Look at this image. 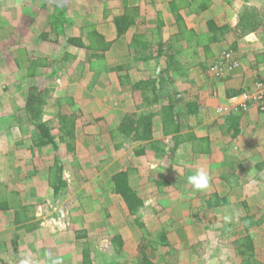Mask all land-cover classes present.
<instances>
[{"label":"crops","instance_id":"1","mask_svg":"<svg viewBox=\"0 0 264 264\" xmlns=\"http://www.w3.org/2000/svg\"><path fill=\"white\" fill-rule=\"evenodd\" d=\"M235 29L237 28L235 27ZM114 30H110L111 34L109 32V36L106 35L105 31L104 34L99 31L105 41L110 44L109 47L102 50L90 48V43H87L81 37L84 43L83 46L74 41H68L69 47L64 55L68 54L69 62L76 61L79 57L78 47H85V49L88 47L90 49L86 59L81 62L82 64L79 67L74 66L76 62L69 64L70 66L66 63L59 64L58 58L50 61L49 58L53 57H41L42 63L41 65L39 63L40 66H38L33 60H16L8 54H5V56L0 55V264H147L146 261L144 262V258L151 262L149 264H244L246 257L244 252L246 254V251L241 244L243 237L246 236H250L253 256L264 264V169L257 167L258 163L264 161V146H257L256 153L258 157H252L255 159L251 166V173L259 181H255L252 177L253 180L250 182L258 187L262 186L263 189L260 192L263 195L260 198L252 197V202L248 197L247 201H241L246 209L243 218L242 214L239 216L230 214L223 218L224 221H222V217L216 218V215L222 212L219 209L220 206L210 208L209 200H206L202 190H195L188 182L189 176L203 169L201 162L209 160L215 155L216 158L213 160V163H215L221 155L225 154L224 147L221 149L220 147H214L215 139L222 142L228 140V133L225 132L222 124H220L222 130L219 129V135L221 136H219V139H217V135L214 137L216 133L206 131L199 134L194 131L198 138L205 137L208 141L206 151L199 150L195 147L193 141L185 139L170 154L173 158L167 159L168 156L164 154L166 160L163 165H161L162 156L152 150L146 141L128 139L132 142V146L129 149L122 148V146L120 148L119 143L111 139V134L117 131V127L123 118L129 114L136 116L150 110L157 113L154 117L153 139L162 140L168 144L172 143V135H166L164 131L163 117L165 113L162 110L160 111L161 107L169 105L171 98L160 97L159 102L150 103V100L154 98V94L150 89L146 88L144 93L141 89H135V83L156 77L160 68L151 71L152 68L148 67V63L150 66V62L154 60L149 62L136 60L128 43L123 45L118 41L119 47L115 45L116 48L114 49L116 40L123 37H119L117 30L115 33ZM257 32H250L247 35L255 34V36H258ZM73 37L78 36L74 35ZM262 44L259 45L260 48L264 47V41ZM126 45L127 47H125ZM40 46L41 44H39ZM124 50H127V55ZM108 52H111L113 57L117 52L115 57L117 60L113 61L106 57V54H109ZM128 59H130L129 62H127ZM125 62L133 68L128 69ZM70 67L73 72L69 70ZM113 67L117 68L113 69ZM65 68L67 72L63 77H66L69 83L63 85L67 86V89L63 91L64 93H60L57 84L61 80V70ZM233 69L234 71L239 70V73H233L232 78H230L234 82H238L235 76L245 77L253 71L248 69L247 66L243 67L241 63ZM77 71L81 72L77 73ZM83 74H86V76L83 77ZM80 76L85 80V89L79 88L78 83L76 85L73 80V77ZM41 78L45 80L43 87H41L43 84ZM18 80L27 81L25 84L26 90L23 87L20 88V85L17 86L19 84ZM28 81L32 82L33 85ZM55 81H57V84L54 83L55 88L50 91V82ZM97 85L103 88L102 91L101 88L97 91ZM249 85L251 86V81L247 83L241 81L233 86L250 88ZM31 87H37L42 91L48 89L49 96L52 91L55 92L54 96L57 98L55 105L57 106H61L60 103L64 100L62 96H69L64 101H69L70 104L75 103L77 107L78 116L74 113V110L69 111L67 113L69 115H64L69 117L70 121H74V136L65 137L64 139L61 138V134L54 133V128L51 125L52 121L46 118L45 108H43V119L48 121L51 126V133L55 136L57 149L53 146H44L37 149L34 145L35 128L30 123L25 110V103ZM212 90L209 95L213 96V105L210 106V103L206 105L207 102H200L202 107L207 108L203 107L204 112L212 106L217 109L216 104H224L227 98L231 97L227 94V88ZM193 96L195 97V95ZM200 96L206 98L202 92ZM176 97L180 98L179 95ZM182 97L187 103L192 99L195 100L191 96L189 97L188 93L184 96L182 94ZM181 102L178 104L180 105ZM89 108H96V110L92 114L88 110ZM261 109L254 105L246 112H241V114L245 113L243 115L244 119H249L248 122H252L258 127V130H255L256 132H250L248 139L253 140L255 137L264 144V116L259 119V115L264 114ZM184 111L187 112L185 108ZM56 113L58 126L60 125L61 129L60 116L62 113ZM82 113H85V118ZM183 114L181 113L182 130L186 131L190 126L187 123L184 124ZM184 116L186 119H193V114L188 113ZM92 117L98 119L97 122L89 121ZM105 120H107L106 123ZM242 131L243 129L234 139H243ZM118 133L117 131L118 136H124ZM73 138L75 142L73 148H70L71 151L69 147H66L67 151L63 152L61 142L67 144ZM105 140H109L114 145L113 147L108 145V149L121 152L123 155H131V160L147 158L145 174L135 167L136 163L132 165L136 168L133 167L134 174L138 176L137 173H139L140 178L143 180V182H139L140 184L137 183L136 186L131 182L142 198L143 205L136 214H132L123 197L111 186L110 179L112 175L119 171H127V166L124 165V169L110 174L109 179L105 181L107 188L101 189L103 192L101 196L96 195L98 197L94 196L93 198V195H91L93 191L90 193L89 191L79 190V193L84 196L79 197L76 202L77 205L73 204V206L66 207L67 218L66 216L62 218V212L57 206L62 198L69 194V186L64 177L65 171L63 169V179L66 186H63L60 192L55 194L47 179L50 167L54 165L56 159H60L64 167L73 164L72 160L77 159L78 161H84L81 165L91 166V160H97L98 158L97 145L102 144V141L105 142ZM122 140L125 141L124 138ZM121 144H123V141ZM252 150L251 152L254 153L255 148ZM68 151L71 154L73 153L70 154L71 157L66 156ZM157 154L160 156V164H157L159 160ZM182 155H186V158H181ZM35 157L47 160L43 163V168L38 167L32 170V166H29L30 168L27 166L31 161L34 162L33 164L38 163L34 161ZM89 157H91L90 160L87 159ZM222 159L221 163L218 161L217 170L222 167L225 170L223 164L225 161L222 163ZM231 160L233 159L231 158ZM45 163H47L46 166H44ZM126 163L130 166L129 163L131 162ZM234 163L232 161V164ZM227 164L228 168L232 166L229 163ZM87 167L84 168L87 175L88 173L89 175L94 174L92 168L88 170ZM79 168L75 170L76 173L78 171L82 172L81 167ZM213 169L211 168V170ZM217 170L210 171V174L213 173V176H216L215 172ZM215 179L218 178L215 177ZM88 186L90 187L89 184L86 185L87 188ZM208 189H210V186ZM88 198L93 200L94 203H88ZM242 199L244 198L242 197ZM205 204L211 210H209L210 213L207 212L209 216H202V219H200L201 212H205ZM94 212L102 215L101 219H97ZM179 218L182 219L178 221ZM232 218H237L238 221L242 220L247 225L245 226L247 232L244 230L245 233L242 234L237 228H235L236 230L232 228L225 230L222 227L223 223L232 224L235 222L232 221ZM215 220L219 221V226L214 225ZM207 221L216 228L209 229L205 225ZM179 222L180 224L177 226ZM157 225H160L158 227L160 228L158 231L160 239L150 240L149 245L143 244L141 234L138 232L139 227L141 226L143 230H146L147 227L157 229ZM212 231L214 234H212ZM94 233H98L97 238L105 242V247L104 249L101 248V251L93 249L90 242L85 241L87 239L91 240ZM149 233L152 234L154 231L149 230ZM161 233L164 235L165 242L161 237ZM221 236L224 237L222 239L224 243L217 240ZM115 237L117 238L114 240ZM226 240L228 241L225 243ZM240 240L241 242H239ZM113 241H117L120 247L115 246ZM86 247L90 252L89 259L84 256L87 250ZM126 247L127 250L130 247L134 248L136 253L125 255L124 248ZM108 248L114 254H110ZM112 257L115 258V261Z\"/></svg>","mask_w":264,"mask_h":264},{"label":"rangeland","instance_id":"2","mask_svg":"<svg viewBox=\"0 0 264 264\" xmlns=\"http://www.w3.org/2000/svg\"><path fill=\"white\" fill-rule=\"evenodd\" d=\"M182 4L183 0H178ZM212 3L209 5V7L199 13L196 12L197 4L194 3L192 6H185L184 8H181L180 12L184 16V19L186 21V24L188 27L194 29L197 33H204V38L207 39L209 37L208 35V25L207 22L209 19H213L216 21L218 25H224L229 24L230 29L221 37V40L218 42L211 43L210 47L212 50H214V56L206 57V53L204 52L202 46L198 47L195 45L197 40L189 46L187 43H179V45L186 47L185 53L189 56L187 58L185 55H183V60L188 61L191 63L189 66L190 68V76L187 81H185L183 78L179 79L178 77L174 78L173 82H171V85L168 86V89H174L176 93L174 94L177 96H181V94L191 93V94H199L202 92L206 96V98L201 97L199 98L200 102H207L206 105L210 106L213 105V96L209 95V92L212 93V89H226L230 86L233 87V85L237 84L238 82H250L251 86L249 85L250 89L257 88V81H260V79L264 78V47L260 48V44H262V37H263V29L264 25L259 28L258 36L256 37H247V34L240 31L238 28V14L241 12V10L244 7H248L251 9H254L256 12L260 14L262 18H264V0H211ZM170 0H0V55L8 54L9 56H13L16 60H33L36 65L42 63L41 57H53L49 58L51 61L54 58L59 59V64L66 63L68 66L69 64H74L76 67H79L87 57V53L90 52V49L86 47H78V54L79 57H77V60L73 62H69V59L66 58L64 60L61 59L64 57L66 49L69 47L68 41L70 37H73L74 35H77L78 37H81L84 39L87 43H90V39L88 36L89 31L91 29H95L96 31H100L104 34V31L106 32V35L109 36V32L111 34V29H115L113 32H116L115 23H114V15L117 13H120L124 10L125 6H130L129 9H132L129 12L136 13V19L135 24L131 27V29L128 31V33L121 39H117L116 43L114 44V49L119 47V42L123 45L127 44L129 42V39L131 38L132 34L135 32H139L141 29L145 30L147 29V36H150L153 38V40H156L157 33L153 32L152 29L155 31L157 30V19L158 17H162L165 21L164 27H163V36L167 37L170 35H173L171 32H177V25L175 23V18L173 16V11L171 6L169 5ZM201 2V0H199ZM62 11H65V17L62 16ZM160 12V13H159ZM158 15V16H157ZM237 27L238 29H235ZM3 28V29H1ZM175 29V31H174ZM83 40V41H84ZM84 41V42H85ZM119 41V42H118ZM200 42V41H199ZM202 45L204 41H201ZM210 43V42H209ZM39 44L41 46L39 47ZM116 45V46H115ZM122 45V46H123ZM263 45V44H262ZM113 47V45H112ZM127 47V45L125 46ZM228 49L233 50L239 60V63L243 64L244 66H247L248 69H251L250 73H248L245 77L241 75L235 76V79L238 82H234L232 78L233 73H239V70L234 71V69H226L224 71H220L221 74L217 75L214 71L213 64L215 63L216 58L221 57V55H224L225 51ZM98 51V50H97ZM125 51V50H124ZM82 52V53H81ZM109 53V52H108ZM126 55L127 50L125 51ZM46 54V56H45ZM117 54V52H116ZM116 54L114 56L116 57ZM101 58L100 56H97ZM95 57V58H97ZM106 57H109L110 60H117L115 57L111 55V52L109 54H106ZM126 58V57H125ZM102 59V58H101ZM48 60V59H47ZM130 59L127 60L129 62ZM127 65L128 69L133 68L130 65ZM205 62L207 65V69H203L201 64ZM103 63V62H101ZM38 65V66H40ZM117 65V62H116ZM158 64L155 63V61L150 62V66L148 63V67H150L151 71H154L157 68ZM147 67V68H148ZM160 67V66H159ZM15 68V67H14ZM67 68V67H66ZM66 68L61 70V80L59 84L55 82H50V91L51 89H54V83L58 85L59 92L64 93L63 91L67 89V86H63L65 84H68L69 81L66 77H63L65 75ZM72 68L70 67L69 70ZM81 71H77V73H80ZM255 72V73H254ZM125 73V72H123ZM254 73V74H253ZM4 75V74H2ZM83 77L86 76V74L82 75ZM81 77V76H80ZM73 77L74 82L78 83L79 88L85 89V80L83 77ZM251 78V80L248 81V79ZM187 79V78H186ZM43 84L41 87L44 86V78L40 79ZM20 85V88H25V84L27 81L18 80ZM17 82V83H18ZM24 82V83H23ZM30 81H28L29 83ZM36 82V81H35ZM235 83V84H234ZM31 85H33L32 82H30ZM48 87V88H49ZM101 88L100 85L96 86L97 91ZM103 88H101L102 91ZM26 90V88L24 89ZM248 90V89H247ZM249 91V90H248ZM55 92L52 91L50 93V96H48L45 104L43 105L44 114L47 119L51 120L52 127L54 128V133L57 135L61 134L60 125L58 126V119H57V113L60 112L63 115H69L67 114L69 111H73L74 113L79 115L77 113V107L75 106V103L70 104L69 101H64L69 96H62L63 102L60 103L61 106L55 105L57 98L54 96ZM154 94V93H153ZM82 95V94H81ZM152 95V94H151ZM150 95L151 99L152 96ZM190 97V96H189ZM59 98V97H58ZM182 101L180 106H184L185 100L182 98ZM65 102H68L67 104ZM65 103V104H64ZM188 103L186 102V105ZM262 107L264 105L263 101L259 103ZM202 105V104H201ZM218 105V106H217ZM221 104H216V107H218ZM205 108V106H203ZM252 107V106H251ZM184 108H187L184 106ZM59 109V111H58ZM207 109V108H205ZM217 109H215V106H212L207 110L206 112L202 111L200 112L203 114L204 118L199 119V117H195L193 115V119H186L184 116L185 114H188L186 111H182L183 114V122L184 124L187 123L190 128L193 131H197V133L202 134L206 131L210 133H216L214 134V137L217 135V139H219V129L222 130L220 127V124L225 129V132L228 133L227 135V142L224 141H218L215 139V145L214 147H224L225 154L220 156V159L217 160V162L213 163V160L215 155H213L209 160H206L204 162H201L203 164V169L206 171L210 176V182L206 189L202 190V192L205 194L206 200H209V205L213 204V206H220L219 209L222 211L219 215H216V218L222 217V221H224V217L228 216L230 214H235V216H239L245 213V207L241 202L242 200L247 201V197L252 202V197L254 198H260L263 194L260 192L262 191V186L258 187L256 184H251L252 177L255 181L256 178L251 173V166L254 163V159L257 158V146L261 147L264 146L262 144L263 142L260 139H256L255 137L253 140L248 139V136L250 135L251 131H257L258 127L255 126L254 123L248 122L249 119H244V114H241V122L239 125L240 130L243 129V139L237 140L234 139L228 132L226 131L227 122L224 118L221 117L217 113ZM91 113L96 110V108L88 109ZM216 110V112H215ZM241 112H246L247 109H240ZM235 113L231 112L230 114ZM73 114V112H72ZM93 114V113H92ZM225 114L226 115H230ZM83 117L85 118V113H82ZM263 115H259V119ZM216 119L218 121V126L212 125L213 121ZM95 120V121H93ZM96 118H90L89 121L91 122H97ZM105 123L107 120L104 121ZM199 122V123H198ZM255 126V127H254ZM254 127V128H253ZM255 131V132H256ZM240 132V131H239ZM221 137V136H220ZM125 139L122 140V139ZM111 139H114L113 141L118 142L119 146L121 148L126 147V149H129L132 146V142L130 140L126 139L124 136H118L116 132H113L111 134ZM123 141V144H121ZM75 142V139L69 140V143L73 145ZM62 143V150L63 152L67 151L66 147H69L66 142ZM166 143V142H165ZM108 145L113 147L114 145L110 143L109 140L102 141V144L97 145V151H98V158L97 160L92 159L91 160V166L90 165H81L84 163V161H78L72 160L71 165L65 166V179L68 182V190L69 194L62 198L60 203L58 204V209L61 210V216L62 218H65L66 216V207L73 206V204L77 205L76 203L79 200L80 196H84L82 193H79L80 191L87 192L93 191L91 195L94 198V196L97 198L99 195H102L103 188H107V185L105 181H107L110 177V174L112 172L122 170L124 169V165L127 166V173L129 174L130 183L133 182L135 186L140 184L139 182H143V180L140 178L141 176L139 173H137L138 176L134 174V168L141 170L142 173H146V166L145 162H147V158H138L137 160H131V155L128 156V154L123 155L121 152L113 151V149H108ZM128 147H127V146ZM161 146V144H158ZM171 146V142L169 143ZM207 146V144H204ZM202 147V146H201ZM211 147V146H209ZM71 147H69V150ZM164 148L169 149L168 146H164ZM255 148L254 153L252 149ZM112 151V152H111ZM251 152V153H248ZM69 153V154H68ZM172 152H158L159 155L162 156L161 165L164 164L165 160L164 156L167 155L168 158L171 157ZM71 152H67L66 156L71 157ZM157 154V155H158ZM165 154V155H164ZM220 154V153H219ZM158 155L159 160L157 161V164H160V156ZM173 155V154H172ZM249 155V157H248ZM219 158V156H217ZM223 157V159H222ZM233 160H231V158ZM255 157V158H252ZM35 157L34 161L38 162L36 164H33L34 162L31 161L27 164V166L31 167L32 170L38 167L43 168V163L47 162L46 159H40ZM181 158L185 159L186 155H182ZM32 159V158H30ZM86 159V158H84ZM91 159V157L87 158ZM225 161L223 164L225 165V170L222 168H218L219 166L218 161L221 163ZM49 160V159H48ZM131 160V161H130ZM232 161H234L236 167L234 164H232ZM126 162L129 163L130 166ZM136 163V166H132ZM213 163V164H212ZM230 164V168H228V164ZM47 163H45L44 166H46ZM85 166H88V170L92 168L94 171L92 175H87L86 170L84 169ZM29 167V168H30ZM81 167L82 172L78 171V173L75 172V170L80 169ZM134 167V168H133ZM132 168V169H131ZM135 168V169H136ZM144 168V169H143ZM211 168H214L211 170ZM217 170L215 172L216 176H213L214 170ZM181 168L179 169V171ZM96 171V173H95ZM125 171V170H123ZM137 171V170H136ZM139 172V171H138ZM228 172V173H226ZM181 173V172H179ZM180 177V176H179ZM215 177L218 179L216 180ZM85 178V179H84ZM180 179V178H178ZM98 183V185H97ZM88 188L86 187V185ZM97 185V187H96ZM210 186V189L208 187ZM95 188V189H94ZM97 188V189H96ZM249 190V191H248ZM111 192V191H110ZM151 193V192H150ZM219 193L221 196L219 197ZM208 195V197H207ZM242 197L244 199H242ZM89 200L88 203H94L93 200ZM73 201V202H72ZM208 204V203H207ZM206 205V204H205ZM252 206V205H251ZM250 206V207H251ZM205 212H201V215L199 216L200 219H202V216H209L207 212L210 213L208 205L205 206ZM211 208V207H210ZM261 213V211H259ZM94 215H96L97 219H101L102 215H99L97 212H94ZM67 218V216H66ZM182 218H179L178 221H180ZM233 222L232 224L223 223V228L226 230L228 228H232L236 230L235 228L239 229L240 233H245L246 231V224L243 223L242 220H237V218H232ZM261 219V216H260ZM249 220V219H248ZM209 221L205 222V225L209 227V229L212 230L213 227L212 224L208 223ZM248 222V221H247ZM214 225H218L219 221L215 220L213 222ZM180 224L177 223V226ZM219 226V225H218ZM217 226V227H218ZM147 227V226H146ZM145 227V228H146ZM160 225H157V229H151L149 227L146 228V230H143L142 227H139L138 232L141 234V239L143 244H150V240L153 239H160L158 231L160 228ZM149 230H153L154 233L150 234ZM245 230V232H244ZM98 233H94V237L90 239H87L85 241L90 242V245L93 249H97L98 251H101V248L104 249L105 242H102L101 239L97 238ZM212 234L214 232L212 231ZM247 234V233H246ZM222 239L224 237L221 236V238L217 239L219 242H223ZM228 240L225 241V243ZM224 243V242H223ZM124 248V252L127 254L134 255L136 253V250L134 248L130 247ZM108 251L110 254H114L112 250L108 248ZM115 261V258L112 257ZM213 258V257H211ZM212 260V259H211ZM117 263V262H116Z\"/></svg>","mask_w":264,"mask_h":264},{"label":"trees","instance_id":"3","mask_svg":"<svg viewBox=\"0 0 264 264\" xmlns=\"http://www.w3.org/2000/svg\"><path fill=\"white\" fill-rule=\"evenodd\" d=\"M196 3L197 9L196 12H203L205 11L209 5L212 3L211 0H183L182 4L178 0H170L169 5L172 8L173 16L175 18V23L177 25V32H172L173 35H170L168 38L163 36V27L165 24L164 19L160 16L158 17L157 21V30L155 31L152 29L153 32L157 33L156 40L150 36H147L146 33L148 32L147 29L140 30L139 32H135L132 34L131 38L129 39L128 46L132 50V54L136 60H142L144 62H149L150 60H154L155 63L158 64L157 68H160L157 72L156 77L149 78L146 81L141 80L138 83H135V89H141L142 92H145V89H150L152 93H154V98L150 100L151 102H159L160 97H170L171 102L169 105L161 107L160 111L162 110L165 115L163 117V126L166 135L171 134L173 142L170 146L167 142H163L162 140H154L153 139V127H154V117L157 114L153 110L146 111L145 113H141L140 115L129 114L126 115L122 122L117 127L118 134H123L126 139H134V140H141L148 142L150 148L155 150L156 152H174L179 144L183 142L185 139H189L194 142L196 145L195 147L199 148V150H207V140L205 137H197L192 129H188L183 131V123L181 119V113L184 110V106L189 114H193L199 119H203L204 116L200 112L204 111L199 99V94L188 93L189 96L194 98L195 100H190L188 104H183L184 106H180L178 103L180 100H183L182 94L179 96L180 98L176 97L174 89H168V86L171 85L174 78L178 77L179 79H184L187 81L190 76V68L191 66L188 61L183 60V55L189 58L188 55L184 52L186 47L179 45V43H187L189 46L195 43L196 46L203 48L204 52L206 53V57L214 56V50L210 47L211 43L218 42L221 40L222 35H224L229 29V24L218 25L216 21L213 19H209L207 22L208 25V35L209 37L205 40L204 33H197L194 29L188 27L184 16L180 12L181 8L187 6H192V4ZM130 6H125L124 10L120 13L114 15V23L117 28L118 36H125L131 27L135 24V19L137 14L129 12L132 9H129ZM160 13V12H159ZM62 16L65 17V11H62ZM158 16V15H157ZM238 28L240 31L244 33L256 32L259 31V28L264 25V18L260 16L258 12L254 9L244 7L241 12L238 14ZM237 28V27H236ZM237 28V29H238ZM175 31V29H174ZM263 41H264V29H263ZM90 39V48L92 49H106L109 47V42H106L103 35L96 31L95 29H91L88 33ZM69 40L72 42H76L78 45H84L82 39L80 37H70ZM200 41V42H199ZM201 41H204L203 45ZM210 42V43H209ZM230 50V49H228ZM227 50V52H228ZM226 52V51H225ZM236 60L239 63L238 57L236 53H234ZM68 56L64 55L62 60L66 59ZM223 55H221L222 58ZM218 58V57H217ZM55 63V62H53ZM64 63V62H63ZM45 62L43 63V65ZM240 64V63H239ZM160 66V67H159ZM203 69H207V65L205 62L201 64ZM117 67H113L115 69ZM232 69V68H231ZM217 74V73H216ZM219 75V74H217ZM187 78V79H186ZM250 88H246L244 86H233L227 88V94L229 96H234L243 93L244 91H248ZM49 96V90H39L37 87H31L28 92L27 101L25 103V110L28 115V119L30 123L35 128L36 138L34 141V145L37 149H41L44 146H53L57 149V143L55 136L51 133V126L48 121L43 119V105L45 104L47 98ZM174 99V101H173ZM264 103V99L261 101L257 100H248V109L251 106H258L262 111H264L263 107L259 104L260 102ZM230 115L223 116L219 118H224L227 122V130L231 133L233 138L237 137L240 131L239 125L241 122V110L233 111ZM61 138L64 139L65 137H73L74 136V121H70L69 117H65L61 114ZM240 121V122H239ZM186 124V123H185ZM218 121L216 119L213 121L212 125L218 126ZM117 131L116 134H117ZM158 144H161L159 146ZM67 145L73 148V145L67 143ZM168 146L169 149H165L164 146ZM202 146V147H201ZM258 168L264 169V161L257 164ZM63 169L64 165L60 159H56L55 163L49 169V183L51 187L54 189L55 194H58L63 186H66V182L63 179ZM110 183L112 188L119 193L132 214H136L140 207L143 205V200L134 189L132 184L130 183L129 174L126 171H119L112 175L110 179ZM210 207H214L213 204L209 205ZM161 237L165 242L164 235ZM117 237L114 238V240ZM115 246H119L117 241H113ZM241 242V240L239 241ZM122 243L120 242V245ZM245 247L246 254L244 252L245 262L244 264H262L258 259L253 256L252 250L253 246L250 240V236L243 237L242 244ZM120 247V246H119ZM85 251V258L89 259V249L86 247ZM249 254V255H248ZM147 256V255H146ZM147 258H149L147 256ZM146 261L147 264L151 263L144 258V262Z\"/></svg>","mask_w":264,"mask_h":264},{"label":"built area","instance_id":"4","mask_svg":"<svg viewBox=\"0 0 264 264\" xmlns=\"http://www.w3.org/2000/svg\"><path fill=\"white\" fill-rule=\"evenodd\" d=\"M247 37H256L255 34L247 35ZM233 50L226 51L222 58H216L214 66V71L217 74H221L220 71L226 69H231L236 67L239 63L235 58ZM257 100L258 102L264 99V78L257 81V88L250 89L249 91H244L243 93L228 97L224 104H221L217 113L221 115L230 114L232 111L240 109H248V100Z\"/></svg>","mask_w":264,"mask_h":264},{"label":"clouds","instance_id":"5","mask_svg":"<svg viewBox=\"0 0 264 264\" xmlns=\"http://www.w3.org/2000/svg\"><path fill=\"white\" fill-rule=\"evenodd\" d=\"M188 182L195 190H203L207 188L210 182V176L206 171L200 169L195 174L188 177Z\"/></svg>","mask_w":264,"mask_h":264}]
</instances>
